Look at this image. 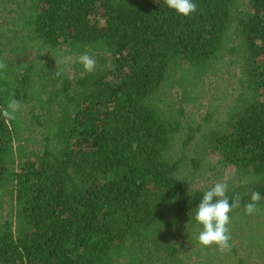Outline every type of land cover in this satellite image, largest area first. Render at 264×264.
Masks as SVG:
<instances>
[{
	"label": "trees",
	"instance_id": "obj_1",
	"mask_svg": "<svg viewBox=\"0 0 264 264\" xmlns=\"http://www.w3.org/2000/svg\"><path fill=\"white\" fill-rule=\"evenodd\" d=\"M193 2L186 17L164 0H0V110L22 105L0 116V264H185L177 232L202 230L212 156L242 179L230 217L264 202V0ZM226 54L240 93L215 125L182 126ZM50 56L68 60L47 85Z\"/></svg>",
	"mask_w": 264,
	"mask_h": 264
},
{
	"label": "rangeland",
	"instance_id": "obj_2",
	"mask_svg": "<svg viewBox=\"0 0 264 264\" xmlns=\"http://www.w3.org/2000/svg\"><path fill=\"white\" fill-rule=\"evenodd\" d=\"M231 40H237L235 44L239 45L238 37L231 33ZM58 57L50 56L46 61L47 71L45 76V83L48 78L54 75L50 69L55 68ZM236 57L226 54L223 61L216 65V68L211 72L202 82L198 88L199 99L194 105L185 106V120L182 126L189 120L190 125L202 123L206 115H211V120L208 124L213 126L220 119L224 118L229 111V106L233 97L238 96L240 88L238 86V79L241 77L240 64L237 63ZM68 59L61 60L63 64L67 63ZM73 63L71 61L69 64ZM68 64V66H69ZM73 66V65H72ZM71 67V66H70ZM69 67H67L68 69ZM53 72V74H51ZM171 105L174 108L173 113L177 111L176 108L181 106L180 101L171 98ZM21 127L23 123L21 122ZM214 126L212 128H215ZM207 129V127H206ZM206 132V131H205ZM195 141L202 142L203 135L201 133L196 135ZM215 157L205 159V166L203 167V178L199 184H211L214 186L217 182H226L228 187L234 188L241 184V177L237 175L236 171L231 167H226L220 161H216ZM207 164H211L208 166ZM213 168V171L210 170ZM231 234L232 251L229 253H221L216 246L202 249L199 253L200 257H196L195 251L202 247L199 243L195 244L194 239L197 234H192L186 229L177 232L178 242L182 247L181 257L185 264H264V202L257 206V210L252 215H247L245 210L241 209L230 217L228 225ZM204 247V246H203ZM210 262H208L209 259Z\"/></svg>",
	"mask_w": 264,
	"mask_h": 264
},
{
	"label": "clouds",
	"instance_id": "obj_3",
	"mask_svg": "<svg viewBox=\"0 0 264 264\" xmlns=\"http://www.w3.org/2000/svg\"><path fill=\"white\" fill-rule=\"evenodd\" d=\"M166 6L174 10L177 14L189 16L196 12L198 5L193 0H164ZM78 62L87 73H92L96 69V60L88 53L79 55ZM61 61H56V75H62L64 69L60 67ZM6 64L0 60V77H3ZM22 108L21 102L10 99L7 106L0 110V116L11 121L16 118V113ZM137 145L133 143L131 149L136 150ZM262 199L259 191L250 194L249 202L245 204L244 210L247 215H252L257 210V204ZM242 197L240 194L228 196V184L217 182L209 190L205 191L199 204L196 207L195 220L202 225L197 240L204 247L216 246L221 253H229L232 250L231 234L228 227L230 223V213L240 206Z\"/></svg>",
	"mask_w": 264,
	"mask_h": 264
}]
</instances>
